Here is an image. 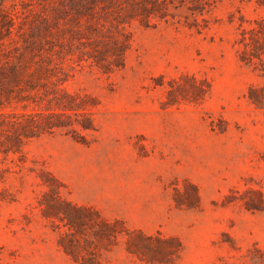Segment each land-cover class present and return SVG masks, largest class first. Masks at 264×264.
I'll return each instance as SVG.
<instances>
[{"label": "rangeland", "instance_id": "374dc122", "mask_svg": "<svg viewBox=\"0 0 264 264\" xmlns=\"http://www.w3.org/2000/svg\"><path fill=\"white\" fill-rule=\"evenodd\" d=\"M212 15L202 32L135 25L125 65L113 73L72 63L65 86L97 97V130L82 143L57 129L30 140L20 166L0 161V192L9 193L0 199L1 264H76L58 244L69 227L42 216L41 168L73 202L146 234L178 236L182 250L172 264H264V207L244 205L256 191L264 205V111L246 97L256 77L234 46L239 16L264 17V6L218 0ZM184 73L207 79L209 94L165 106L168 81ZM192 184L198 205L179 203ZM84 229L81 240H93L89 251L103 264H152L126 250L125 236L109 247Z\"/></svg>", "mask_w": 264, "mask_h": 264}, {"label": "trees", "instance_id": "16d2710c", "mask_svg": "<svg viewBox=\"0 0 264 264\" xmlns=\"http://www.w3.org/2000/svg\"><path fill=\"white\" fill-rule=\"evenodd\" d=\"M217 1L0 0V161L20 166L26 158L25 145L57 129L87 143V134L97 130L94 112L99 101L89 92L66 88L72 63L85 62L113 73L125 65L135 25L177 23L202 32L216 21L212 10ZM249 1L264 6V0ZM235 28L237 57L256 77L246 97L264 111V17L240 15ZM210 89L207 79L184 73L168 81L163 104L200 102ZM39 177L47 186L38 200L42 216L56 228L69 227L60 232L58 244L76 264H103L95 251H89L93 240H81L85 227L90 228L94 244L106 240L110 247L125 236L126 250L152 264H172L179 258L178 236L129 228L121 218L108 219L97 209L65 197L64 184L49 170L41 168ZM192 189L187 199L178 202L197 206L199 196L193 184ZM256 194V201H244L248 209H263L261 194ZM7 195L0 192V199ZM82 249L87 251L85 259Z\"/></svg>", "mask_w": 264, "mask_h": 264}]
</instances>
